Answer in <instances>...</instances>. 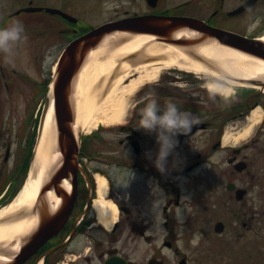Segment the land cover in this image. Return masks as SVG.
<instances>
[{"label": "flooded vegetation", "instance_id": "1", "mask_svg": "<svg viewBox=\"0 0 264 264\" xmlns=\"http://www.w3.org/2000/svg\"><path fill=\"white\" fill-rule=\"evenodd\" d=\"M241 6L243 9L235 12ZM147 14L196 17L209 25L242 34L264 30V0H0V27L19 19L27 37L16 42L11 53L0 51V142L6 145L2 153L4 162L12 152L11 131L16 122L19 125L21 122L16 112L21 92L30 96L25 107L29 114H25L23 125L32 122L34 129L57 74V63L63 60L71 65L65 71L66 77L72 79L90 51L84 44L91 45L93 41L89 39L76 44L65 55L68 47L103 23ZM246 18H250L248 24L244 21ZM170 69L172 71L159 78L158 85L142 90L128 111L127 120L116 125L115 129L123 135L119 145L124 146L127 153L117 149L103 151L107 143L101 134L107 130L106 126L82 134L76 159L67 162L63 176L53 183V186L58 185V190L53 187V191L63 203L54 213L35 212L40 220L34 235L42 234L46 238L21 264H167L164 247L168 246L177 256L180 251L169 234H162L158 242L160 234L152 228L159 224L161 216L168 219L172 205L179 204L175 182L166 180V176L193 174L220 148L231 152L226 157L231 164V177H249L244 182L229 180L225 185L228 199L239 206L235 218L242 219V226L250 229L252 222L264 213V204L263 211L256 215L258 212H251L254 207L246 200L250 182L264 176V173L249 169L256 159L264 157V117L250 137L238 145L231 143L233 136L248 123L256 105L260 104L264 110V90L236 85L230 97L222 98L206 89L209 75L183 73L185 76H182L175 74L177 69ZM153 96L161 104L172 98L181 108L200 117L191 133L178 135L179 144L169 155L168 171L164 173L154 164L159 148L157 133L138 127L140 110ZM41 102L42 109L38 114ZM222 130H229L231 134L226 144L222 142ZM198 141L202 142L200 149ZM148 152L151 158L146 154ZM19 157L17 155L10 173L14 179L18 177L15 167ZM174 159L178 160L175 167L172 166ZM239 161L245 162L242 170L237 164ZM97 173L106 182L104 199L111 200L117 209L110 227L99 220L94 208V201L99 197ZM64 179L71 184L69 193L60 184ZM229 183L234 184V191L228 190ZM163 187L175 192L176 196L164 198L158 204L157 192ZM237 188H243L247 193L241 200L235 198ZM140 243L142 255L134 259L133 252Z\"/></svg>", "mask_w": 264, "mask_h": 264}, {"label": "bare ground", "instance_id": "2", "mask_svg": "<svg viewBox=\"0 0 264 264\" xmlns=\"http://www.w3.org/2000/svg\"><path fill=\"white\" fill-rule=\"evenodd\" d=\"M173 35L198 37L201 34L192 29L178 28ZM261 40L264 41V33ZM192 51L195 53L161 42L153 34L114 31L104 36L93 50L87 52L85 62L73 79L70 95L73 133L76 134L78 130L89 133L99 124L110 125L120 121L129 105L127 99L144 83L155 78L164 67L174 66L181 70L209 73L217 78H223L221 74H226L242 81L264 75L263 59L225 45L213 37L204 36L203 43L198 44ZM195 55L212 59L218 69H212L197 61L194 59ZM226 79L229 85L241 83L231 78ZM207 86L216 92L224 91L229 94L225 85L208 83ZM50 88L52 95V85ZM261 114L260 107L254 108L248 123L233 136V140L238 142L249 136L252 128L260 121ZM230 137L229 130H226L222 142L227 143ZM70 151V146L67 147L59 141L51 96L43 127L36 136L26 180L19 192L0 208L1 264L11 261L24 240L22 238L35 228L38 216L31 212L32 208L35 207L36 212L50 214L61 207L63 201L53 191V187L41 196L39 191L49 181L52 173L61 167L63 158L66 159ZM95 178L99 197L94 201V208L99 220L110 227L117 209L111 200L104 199L106 182L103 176L97 173ZM60 184L67 193L71 191V184L66 179ZM21 210H24L21 217L6 220Z\"/></svg>", "mask_w": 264, "mask_h": 264}, {"label": "rangeland", "instance_id": "3", "mask_svg": "<svg viewBox=\"0 0 264 264\" xmlns=\"http://www.w3.org/2000/svg\"><path fill=\"white\" fill-rule=\"evenodd\" d=\"M244 21L248 24L250 18H246ZM249 26H252V24H249ZM261 33H264V30L259 34ZM167 71H172V69L162 68L155 78L144 83L135 91L132 97L127 99V104L129 105L120 121L105 125L107 130L102 132L101 136L105 139L104 141L107 145L103 148V151L117 149L118 152H128L124 146L119 145V139L123 137V135L120 134L115 127L118 123H123L127 120L128 111L131 109L132 104L139 99L142 90L158 85L159 78L166 74ZM183 73L185 74L188 72L176 71L175 74L185 76ZM190 74L195 75L194 73ZM208 75L212 76L209 73ZM208 82L225 85V87L227 86L226 88L229 93H232L234 90L233 86L214 76H212L211 79L209 78ZM208 91L214 90L209 89ZM216 93L222 98L228 94L224 91ZM29 100L30 96L24 91L21 92L19 100L16 103V112L21 122L20 125L16 122L14 130L11 131L13 141L11 146L12 152L10 158L6 162L2 160V153L6 145L0 142V180L4 177H10L17 155H19L22 160L27 147L28 135L33 131L34 141L32 146L34 147L37 136V126L34 124L36 128L33 129L32 122H29L28 125H23L25 114H29V110L25 108ZM39 100L40 99H38V101ZM41 109L42 102L38 114H40ZM262 132L264 134V130H262ZM224 133L225 131L222 130V134ZM252 133L253 130H251L250 135L246 138L250 137ZM241 141V139L238 142L231 140V143L238 145ZM108 142H112V144L108 145ZM201 146L202 142L198 141V149H200ZM248 150L249 149H247L246 152ZM230 153V151L224 148L217 149L213 152L211 159L198 166L193 174L166 176V180L171 179L175 182L174 186L177 187L179 194V204L172 205V208L168 211L170 213L169 218L167 219L164 215L161 216L159 218V224L152 228L155 229H153V231L160 234L158 242H160L162 234H169L171 236L169 238L173 245L180 251V255L177 256L174 251L165 246L163 251L168 262L167 264H178L179 259L182 257H186L188 264H264V213L262 212L260 218H256L252 222V227L250 229H245L241 224L242 219L235 218V214L239 212V206L228 199V194L225 189L227 181L234 180L237 182L238 180L244 182L249 179V177L246 178L244 175H236L235 178L231 177V164L228 163L226 159L227 155H230ZM31 160L32 157L29 161L26 175L29 171ZM249 169L252 172L259 171L260 174L264 173V157L256 159ZM19 176L20 173L17 179H19ZM250 183L251 186L246 200L251 207H254V209L250 207L251 212L256 211L258 212L256 215H259V213L263 211L262 205L264 204V176L255 178L254 181L252 180ZM7 195L8 192L1 198L2 200L0 201L2 202L0 208L11 199V197L8 198L9 196ZM175 196V192L170 191L169 188L163 187L158 189L156 200L158 204H161L164 198L166 200L167 198L169 199V197L174 198ZM229 201L231 205L228 206ZM21 212L17 213V215L10 216V218H6V220H11L12 218L16 219V216H21L24 210ZM217 220H222L225 223V228L220 234L213 230V224ZM14 240L16 242V239ZM193 241H195V243ZM142 250L143 248L140 243L138 248L133 252L134 259H139L141 257Z\"/></svg>", "mask_w": 264, "mask_h": 264}, {"label": "water", "instance_id": "4", "mask_svg": "<svg viewBox=\"0 0 264 264\" xmlns=\"http://www.w3.org/2000/svg\"><path fill=\"white\" fill-rule=\"evenodd\" d=\"M178 28L192 29L200 33L201 35L198 37L189 38L176 37L173 35V32ZM114 31H132L137 33L153 34L162 37L164 41L174 45H195L200 42V40H204V36L213 37L225 45H229L240 51H243L244 53L259 57L264 60V41L259 37H248L228 30L211 27L196 18L188 16L142 15L136 17H126L95 28L89 34L80 38L79 42H86V40L92 39L90 40L93 41L91 45L84 44V48L89 49L96 45L94 39L97 40L99 37H104L105 35ZM73 46L74 44H72L70 48ZM204 60L208 61L209 59L204 57ZM68 68L69 67L62 66V64H60L59 66L58 75L54 81L53 86V102L58 127L59 141H61V143H63L64 145L66 144L67 147L70 146V148H73V144L70 142L72 139L71 134L69 133V131L71 130V123L73 121L72 105L70 102L73 78L69 79L66 77L65 70ZM259 77H261L262 79H256L257 77H254L245 80H248L251 83L260 84L262 87H264V77ZM48 105L49 103L47 100L44 106L39 130H41L43 127V118L45 112L49 108ZM73 155L74 149L72 151V156ZM63 162L64 168L57 171V173H55L51 177V179L41 188L40 192L48 191L53 183H55L57 177L63 176L67 160L63 159ZM53 187H56L58 190V185L55 184ZM233 188L234 185L232 183L228 184L229 190H232ZM245 192V189H236V198L241 199ZM222 229L223 223L221 221L216 222L215 230L221 231ZM45 238L46 235L42 234L34 236L28 241V243L22 246L17 251V253H15L8 264H20L29 254L33 252V250L37 248V246ZM181 262L183 263V261Z\"/></svg>", "mask_w": 264, "mask_h": 264}, {"label": "clouds", "instance_id": "5", "mask_svg": "<svg viewBox=\"0 0 264 264\" xmlns=\"http://www.w3.org/2000/svg\"><path fill=\"white\" fill-rule=\"evenodd\" d=\"M26 38L23 22L13 19L7 26L0 27V51L11 53L14 44ZM8 58L10 59V56ZM199 122V115L181 108L172 98H167L163 104L155 96L148 100L140 110L138 127L157 133L156 139L159 148L154 164L159 171L162 173L168 171V157L179 144L178 135L191 133L193 126ZM146 154L151 158L150 152ZM177 164L178 160L174 159L172 166L175 167ZM129 175L130 170L127 178ZM193 242L195 243V241Z\"/></svg>", "mask_w": 264, "mask_h": 264}, {"label": "trees", "instance_id": "6", "mask_svg": "<svg viewBox=\"0 0 264 264\" xmlns=\"http://www.w3.org/2000/svg\"><path fill=\"white\" fill-rule=\"evenodd\" d=\"M32 139H30V142H31ZM29 154H30V143H29V148H28V154L27 156L25 157L23 163H22V166H21V169H23V171L27 168V165H28V157H29ZM15 190V189H14Z\"/></svg>", "mask_w": 264, "mask_h": 264}]
</instances>
